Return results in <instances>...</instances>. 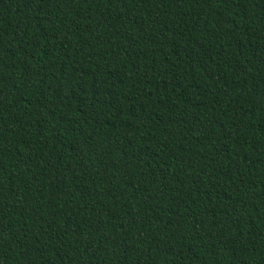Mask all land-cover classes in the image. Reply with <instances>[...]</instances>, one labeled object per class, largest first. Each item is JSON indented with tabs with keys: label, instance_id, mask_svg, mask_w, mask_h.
I'll return each mask as SVG.
<instances>
[{
	"label": "trees",
	"instance_id": "16d2710c",
	"mask_svg": "<svg viewBox=\"0 0 264 264\" xmlns=\"http://www.w3.org/2000/svg\"><path fill=\"white\" fill-rule=\"evenodd\" d=\"M0 264H264V0H0Z\"/></svg>",
	"mask_w": 264,
	"mask_h": 264
}]
</instances>
